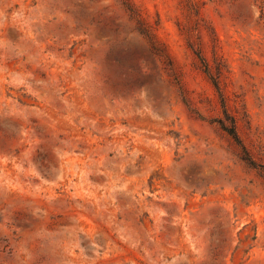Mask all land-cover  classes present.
<instances>
[{
	"label": "rangeland",
	"instance_id": "1",
	"mask_svg": "<svg viewBox=\"0 0 264 264\" xmlns=\"http://www.w3.org/2000/svg\"><path fill=\"white\" fill-rule=\"evenodd\" d=\"M0 264H264V0H0Z\"/></svg>",
	"mask_w": 264,
	"mask_h": 264
},
{
	"label": "trees",
	"instance_id": "2",
	"mask_svg": "<svg viewBox=\"0 0 264 264\" xmlns=\"http://www.w3.org/2000/svg\"><path fill=\"white\" fill-rule=\"evenodd\" d=\"M199 58L201 59V57L199 56ZM202 60V59H201ZM203 62V67H204V71L205 73L208 75V77L210 78L212 84L214 85V87L216 88L220 99H221V104H222V108H223V114H224V118L225 119H218L217 124L220 127V129L226 133L233 141L236 145H238L241 148V153H242V159L249 164L250 166H252L253 168H261L260 166H257L254 161L252 160L249 152L247 151L246 147L244 146V144L242 143V140L240 138V135L238 133L237 130V122L236 119L231 116L227 110V105H226V101L224 98V95L222 93V89L220 86V81L219 78L221 76V72H218L219 76H215L211 73L208 64L204 63V60H202Z\"/></svg>",
	"mask_w": 264,
	"mask_h": 264
}]
</instances>
